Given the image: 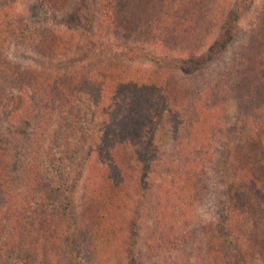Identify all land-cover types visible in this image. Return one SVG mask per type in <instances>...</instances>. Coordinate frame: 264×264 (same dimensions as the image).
Instances as JSON below:
<instances>
[{"label": "trees", "instance_id": "trees-1", "mask_svg": "<svg viewBox=\"0 0 264 264\" xmlns=\"http://www.w3.org/2000/svg\"><path fill=\"white\" fill-rule=\"evenodd\" d=\"M35 1L40 8L59 14L73 0ZM92 1L98 4L96 15L103 33L139 42L160 53L141 49L123 52V58L134 62L139 57L157 70L139 72L131 66L100 63L52 78L15 67L6 56L9 44L58 56L67 51L68 42L46 26L33 28L25 15L16 13L14 8L24 0H0V121L26 123L34 109L40 110L41 121L22 168L27 190L26 201L20 205L14 196L20 190L9 175L10 145L0 122V264H66L65 256L58 254L63 242L49 222L44 194L49 183L40 160V140L55 114L67 116L83 97L101 95L114 97L115 108L103 126L80 202L94 262L120 264V254L125 255V264H142L135 259L137 232L133 229L141 217L135 218L132 202L145 159L134 151V142L142 136L147 111L161 105L171 144L148 179L155 228L145 247L160 254L168 245L180 246L196 253L200 264H222L231 246L227 216L223 214L224 221L198 235L192 228L190 211L205 190L207 167L216 162L215 147L222 138L227 106L233 101L238 103L239 118L252 115L247 149L235 154L233 176L238 181L245 174L254 181L259 171L264 175V165L259 169L252 164L264 158V4L248 22L239 50L221 64V55L234 42L236 30L255 0L235 1L220 35L210 46L206 44L230 0ZM82 3L79 11L86 10ZM55 18L53 24L61 25ZM108 49L115 51L114 47ZM89 160L88 156L87 163ZM63 203L59 226H66L65 230L73 234L74 200ZM20 243L21 255L8 256L7 252ZM36 249L40 258L34 253ZM68 261L72 263L70 258Z\"/></svg>", "mask_w": 264, "mask_h": 264}, {"label": "rangeland", "instance_id": "rangeland-1", "mask_svg": "<svg viewBox=\"0 0 264 264\" xmlns=\"http://www.w3.org/2000/svg\"><path fill=\"white\" fill-rule=\"evenodd\" d=\"M235 1L228 2L223 11V17L219 18V23L214 28V33L209 38L207 46H210L213 40L220 35L222 23L228 17ZM80 2L82 3L81 0H73L59 14H53L49 10L40 8L35 0H24L23 3L18 4L14 8L16 13L25 15L33 28L46 26L53 32L64 35L68 42V49L58 56H45L32 49L9 44L6 56L11 64L52 78L66 76L83 68H94L100 63L131 66L133 70L139 72L157 70L156 67L139 57H135L137 60L134 62L123 58V52L145 49L160 54L157 50L150 46L144 47L146 45H140L139 42L133 43L128 39L125 40L118 35L107 36L98 26L96 1L89 0L87 3H82L87 6L84 11L78 10ZM263 4L264 0H255L253 9L236 30L234 42L221 55V64L233 58L239 50V46L244 42V31L248 28V22L252 15L258 13L257 11ZM54 17L62 24H53ZM112 47L115 51L110 52L108 48ZM237 104V101H233L227 106L226 119L222 126V138L215 147L216 162L214 166L207 167L205 190L200 193L199 202L194 203L191 208L190 220L193 221L192 228L198 231V235H203L208 227L224 221L222 216L225 214L227 216L226 232L231 246L228 248L229 253L222 257V264H264L263 172L259 171L254 181L245 174L237 181L233 176L234 171L231 170L232 163L237 161L235 154L240 149H247L251 134L250 118L252 115L249 114L248 118H239ZM114 108V97L107 95L83 97L67 116L55 114L50 119L47 130L40 140V160L45 170L47 183H49L44 192L47 194L46 207L50 216L49 222H52L54 228L57 229L60 240L63 242L58 247V254L61 252L65 256L66 264H96L91 253L89 238L82 224L80 202L83 187L91 169L92 164L90 163L95 158L98 144L102 140L103 126ZM258 119V117L254 118L257 122ZM147 120L143 125L142 136L135 141L136 144L134 142V151L145 159V165L140 169L138 176L139 190L132 202L135 218L139 220L138 218L141 217L140 221H137V227L133 228L137 232L135 259L142 264H198L199 262L195 259L196 253H192L190 249L180 248V246L171 248L168 245L158 254L148 250L147 245L145 247L152 229L155 228L154 211L148 197V179L157 161L171 144L170 127L166 123V112L161 105L147 111ZM0 122L1 132L10 145L9 175L20 190L14 195L15 198L16 195L19 198L17 202L20 205L26 201L27 190L24 187L21 172L27 160L29 144L41 125L40 110L34 109L33 116L26 123L4 119ZM93 133L96 134L94 137ZM262 138L264 142V133ZM148 145L152 150L147 151ZM88 156L90 160L87 163ZM252 164L261 169L260 167L264 165V158H257L252 161ZM62 184L65 185L62 186ZM66 199L74 200L76 228L71 229L75 231L73 234L65 230L66 226H63V229L59 226L61 223L59 214L65 211L63 200ZM20 241L24 242L25 238ZM20 246L22 243L16 249L7 252V255L14 258L19 257L21 255ZM34 253L40 258L41 253L37 249ZM69 258L72 263L68 261ZM120 260V264H125V255L119 254L118 261ZM42 262L40 264H46Z\"/></svg>", "mask_w": 264, "mask_h": 264}]
</instances>
